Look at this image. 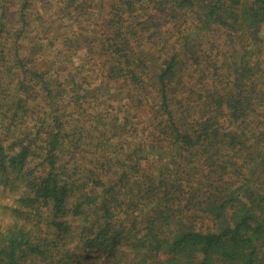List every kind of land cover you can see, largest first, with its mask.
<instances>
[{
  "label": "trees",
  "instance_id": "1",
  "mask_svg": "<svg viewBox=\"0 0 264 264\" xmlns=\"http://www.w3.org/2000/svg\"><path fill=\"white\" fill-rule=\"evenodd\" d=\"M60 1L40 0L89 14L87 0ZM96 1L100 53L97 35L73 45L93 55L96 86L75 80L79 67L53 92L17 52L6 60L20 89L0 85V199L12 200L0 204V264H81L90 251V264H264V0ZM27 74L50 106L29 130L39 94ZM109 99L121 122L98 111L80 126L84 104Z\"/></svg>",
  "mask_w": 264,
  "mask_h": 264
},
{
  "label": "rangeland",
  "instance_id": "2",
  "mask_svg": "<svg viewBox=\"0 0 264 264\" xmlns=\"http://www.w3.org/2000/svg\"><path fill=\"white\" fill-rule=\"evenodd\" d=\"M52 1H58L59 4H61L60 0ZM87 2L90 3L91 6L87 8L89 14L80 15L81 13L77 11L65 15L66 17H62V14H58V8H49L45 11L43 8L44 4L41 3L40 0H0V14H2L3 11H5V14L7 12L5 18L1 20V23L4 24L3 28L5 29V32L0 34V53L4 52L6 55H8V57L4 56V66L3 60H0V68L2 69V73L0 76V85L3 88L10 89L11 94H18V90L20 89L18 79H15L16 77H14L13 81H11L10 75H8L5 71V67L9 65V63L6 62L7 58L12 60L13 57L10 56L13 55L12 53L17 52V56L24 60L25 69H32L31 67L33 66L37 74L41 72L45 73L41 82H50V84H52L50 88L53 90V92L58 91L57 83L62 84L60 87L61 89L65 86L67 87L68 81L65 79L64 75H67L68 72H76V69L79 67L81 68V72L77 75L75 74V80L79 81L82 79H88L86 83H90L92 86H96L98 84L97 82L99 81L97 80L99 73H92V71L88 69L87 66H85L87 64V61H89L88 58L92 57L93 55H86L87 53L85 52L87 49L85 48L79 51H75L73 46L75 44L74 36H76V34L78 33H81L84 37L88 36L89 38H95V35H97L98 39L95 38V40H97L96 42H98L95 43L96 49L99 52V49L101 48V44L99 42V39L101 40L100 34L102 32L100 28L102 21L99 18V13L101 10L97 7V4L99 2H97L96 0H87L84 3H81L85 5ZM61 6L63 7L64 4H61ZM102 14V16H104L105 12L103 11ZM23 16L26 20L23 23L25 28L22 27V19H20ZM7 17L8 20L11 21L16 18L20 21L16 23H13L12 21V23L10 24L7 22ZM93 21L95 23H98V27L93 25ZM21 28H24L22 30L24 35H20V38L16 39L15 41V36L18 32L17 30ZM98 52L96 53L98 54ZM18 69L21 70L20 68ZM13 72L16 75L17 69H14ZM60 75H62V77H60ZM34 76L35 75H28L27 80H25L26 84L30 85V89L34 90L35 93L39 94L36 102L32 100L26 101L27 106H29V108L34 107L35 112L32 119L21 118V122L23 123V129L26 128L27 130L31 128L34 129L33 125L36 122L34 119H36L37 116H40L41 119V114L50 109L49 104L42 102L43 95L41 93L42 90L40 89L41 86H34V83L39 81V79ZM107 92L113 93L114 88L112 87L107 89ZM105 99H107V96L102 97L103 101ZM56 100L58 102H62L63 96L59 95ZM64 100V102H66L68 100V97L64 98ZM109 100L111 102L106 103L104 107L103 105H98L99 100H96L95 103L92 104V107H88V104H84V116H79V118L81 119L80 126L83 122H86L88 125L93 126L95 124L93 120V115H97L98 111H101L103 116L112 122H121V120L124 118L123 110L120 109V106L123 107L122 103L121 105H119L118 102H115L112 99ZM130 113L131 114L129 115V118H131L132 116L134 117L131 119L134 124H132L133 126H135L138 121L143 120L141 112H136L133 109V111ZM137 115L138 117H136ZM85 118L88 120H92L87 122L86 120H84ZM37 124L40 125L39 122ZM70 127V125L66 124L64 129L69 130ZM8 134H10L11 136V134L13 133L4 132L3 136H8ZM16 135L19 134L16 133ZM67 149L71 151L74 150L72 146H69ZM80 150L88 152L89 154L93 152L94 147L89 145H83L80 147ZM68 157V155L64 156L65 159H67ZM246 172L247 171H245V173ZM11 201L12 200L10 198L4 196L0 199V204H8V202ZM1 218H4L2 220V225H5L9 222V215L1 216ZM46 231L47 229L43 232V234H41L42 237L46 235ZM48 236L51 237L52 235L48 234ZM95 256L96 253L94 251H90V253L88 254H85L83 252L82 260H80L81 264L92 263L93 261H95ZM31 260H26L22 264H43V262L35 260L34 258H32ZM99 264H102V261H99Z\"/></svg>",
  "mask_w": 264,
  "mask_h": 264
}]
</instances>
